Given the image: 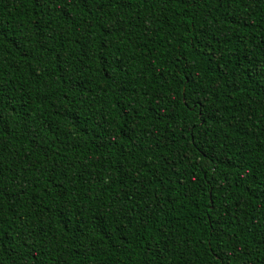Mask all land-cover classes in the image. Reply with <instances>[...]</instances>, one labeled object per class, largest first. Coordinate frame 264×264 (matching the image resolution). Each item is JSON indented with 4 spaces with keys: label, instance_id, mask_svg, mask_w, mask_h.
I'll return each instance as SVG.
<instances>
[{
    "label": "trees",
    "instance_id": "1",
    "mask_svg": "<svg viewBox=\"0 0 264 264\" xmlns=\"http://www.w3.org/2000/svg\"><path fill=\"white\" fill-rule=\"evenodd\" d=\"M0 264H264V0H0Z\"/></svg>",
    "mask_w": 264,
    "mask_h": 264
}]
</instances>
